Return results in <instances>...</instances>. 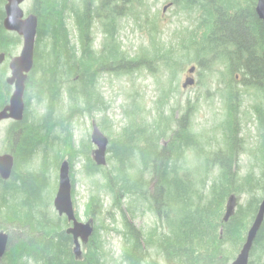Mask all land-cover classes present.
I'll list each match as a JSON object with an SVG mask.
<instances>
[{"label": "trees", "instance_id": "1", "mask_svg": "<svg viewBox=\"0 0 264 264\" xmlns=\"http://www.w3.org/2000/svg\"><path fill=\"white\" fill-rule=\"evenodd\" d=\"M254 1L167 0L180 13H197L198 25L177 37V45L166 47L159 36L156 38L158 27L149 21L144 0H31L26 13L38 18L34 65L25 85L24 117L10 123L4 140L3 152L12 154L15 163L10 179H0V232H9L0 264H230L235 259L264 195V25L255 16ZM4 5L5 0H0V53L10 58L21 38L3 28ZM124 18L149 26L150 40L140 55L130 57L121 45L119 29ZM94 19L100 21L105 35L100 56L90 46ZM69 20L76 32L77 47L69 39ZM191 49L192 57L187 55ZM227 54L230 59L242 55L247 61H222L221 65L205 61L213 57L220 61ZM191 62L205 77L222 68L220 96L228 114L212 127L220 134L194 131L186 110L176 119L175 107L167 112L171 90H162L150 110L134 93L124 110L127 123L122 132L115 140L106 135L110 171L94 163L88 140L68 151L72 162L65 159L63 150L72 137L70 118L86 115L93 121L92 115L108 108L96 86L104 68L115 64L113 72L118 71L120 78L131 76L137 67L153 72L160 65L168 72L171 86ZM238 75L239 81L235 78ZM3 77L0 108L12 92ZM237 85L257 94V177L251 173L241 176L236 167L242 148L238 122L233 119ZM32 100L45 106L40 116L29 110ZM100 126L109 131L105 117ZM78 158L84 161V174L88 178L98 176L103 183L85 203L86 221L93 219L96 223L97 219V224L76 257L73 239L65 231L71 222L58 215L52 201L59 165L67 160L71 169ZM20 165L29 168L18 174ZM231 195H243L245 201L236 205L224 222L225 205ZM103 196L110 199L112 209L120 212L121 230L111 227L115 221L112 209L103 214ZM136 213L138 217L151 214L154 225L147 230L136 227L131 222ZM106 216L110 223H106ZM110 232L120 234L118 263L105 248L104 236ZM248 264H264V219Z\"/></svg>", "mask_w": 264, "mask_h": 264}, {"label": "rangeland", "instance_id": "2", "mask_svg": "<svg viewBox=\"0 0 264 264\" xmlns=\"http://www.w3.org/2000/svg\"><path fill=\"white\" fill-rule=\"evenodd\" d=\"M144 1L145 3L143 6L145 5V8L149 9V21L151 20L155 26L158 27L156 38L159 36V41L166 45V47H171L174 44L177 45V37H181L188 31L192 32V30H194L198 25L197 13H192L190 15L187 13H180L174 6H169L166 10H163V8L168 5L167 0ZM30 2L31 0H26L22 5L25 13L27 12ZM241 5L243 6V4ZM93 29L94 30H92L91 33L92 40H94V49L99 52L103 36L99 28ZM67 31L71 43H74L76 40V32L74 31L73 24L70 20L67 21ZM149 34V26L146 23L135 24L131 19L126 18L120 20L119 36L121 45L130 57L140 55L143 49L148 46V42L150 40ZM21 47L22 38L21 44L18 46V50L14 53V55L19 54ZM179 53L180 51H178V55H180ZM187 55H191L192 57L193 49L189 50ZM192 65L195 64L191 62L186 65L176 76L171 86L168 85L170 81L168 72L160 65H158V70L153 72L149 71L145 67H137L133 70L132 75L129 77L122 76L118 78V71L116 73L113 72V74H102L99 91L101 92V96L105 100L106 104H108V108L105 112H99L92 115V119L98 124L99 128L103 131V134L109 136L112 140H115L127 123V119L124 116V110L129 106V98L132 94L134 95L135 93L136 97L143 103L145 109L150 110L154 107V102L158 98V95L161 94L162 90L169 92L171 90L172 93L170 92L166 111L169 112L171 108L175 107L174 118L176 119L179 118L186 110L187 120L190 121L191 128L194 131L204 132L209 136L213 134L217 136L220 132H214L213 126L217 125L225 117L227 118L228 114L225 109L226 103L220 96V94L223 95V86L220 82V72L222 68L220 70L213 71L212 74L206 77L203 76L198 69L195 74V83L192 85L193 87L188 86L186 88H182V84L184 83L186 77L189 76L187 70ZM5 67H7V65ZM3 74V71L0 70V77ZM241 86L237 85L238 94H241L239 95V98H237L236 112L235 117L233 118L238 122V142L242 145L240 154L236 157V167L241 176L251 173L254 177H257V173L259 172V169L256 167L255 158L259 132L257 131V119L255 114L257 107V95L255 96L256 93L254 90H244ZM29 110L34 112L36 116H40L45 111V106L37 105L36 100H32L29 103ZM103 117L106 118L109 131H104L100 126V121L102 122ZM91 123V118L86 115H75L70 118V125L72 127L71 144L67 145L63 150V154L66 156L65 159L69 162H72V160L71 156H67L68 151H74L77 149V146L83 145L87 140L90 142V134L92 130ZM6 134L7 121H3L0 123V154H2L5 148L4 140L6 138ZM90 144L92 145L91 142ZM94 148L95 146L92 145V150L90 152L91 157ZM110 155L111 152L110 154L107 153L106 163ZM83 162L82 158H78L73 161L70 169V180L75 213L80 221L85 222V211L87 210L85 203L88 201L90 194L103 183V180L98 176L88 178L84 174ZM111 164V162H108L106 166L100 167H104L107 171H110L112 167ZM27 168L29 167L26 165H20L17 173L19 174V172L21 173L22 170H26ZM234 197L235 206L233 211L235 210L236 205L245 201L243 195L240 197ZM103 198L105 200V209L103 210V214H106V212L112 208L110 199L106 196H103ZM111 212L115 218L111 227L117 231L121 230L120 212L116 209H112ZM105 218L106 223L111 222V219L108 216ZM131 222L135 224L136 227L139 226L144 230H147L154 225L155 219L149 213H143L139 217L136 213V218L131 219ZM106 223L104 224L107 225ZM94 224H97V219ZM104 238L105 248L111 251L113 258L117 263L120 262V254L122 250L120 248L121 238L119 232H110L105 235ZM260 260L262 259L260 258Z\"/></svg>", "mask_w": 264, "mask_h": 264}, {"label": "water", "instance_id": "3", "mask_svg": "<svg viewBox=\"0 0 264 264\" xmlns=\"http://www.w3.org/2000/svg\"><path fill=\"white\" fill-rule=\"evenodd\" d=\"M25 0H5L3 18V28L6 31L14 32L22 38V47L19 54L13 56L8 67L10 76L6 83L13 86L12 94L8 104L0 110V122L12 120L15 122L22 121L25 112L24 92L27 77L34 65L35 40L38 30V18L32 13L26 14L22 8ZM170 5H166V10ZM255 11L257 17L264 25V0H257ZM5 54L0 53V65L4 62ZM195 67L188 69L189 74H193ZM195 80L192 77L185 79L182 84L183 88L192 86ZM90 141L95 148L92 151L93 161L97 166H106V154L109 144V138L102 133L96 123L92 124ZM14 168V158L9 153L0 154V178L7 180ZM70 166L67 160L61 162L58 168V181L55 196L53 198V208L59 216L64 215L71 222V226L65 231L71 235L74 244V254L76 257L81 255V245L86 244L94 233V221H79L75 215L72 200V186L70 180ZM235 206L234 195L227 200L226 210L223 221L226 222L231 216ZM264 219V195L259 204L255 218L247 232L245 243L240 252L230 264H248L250 251L256 234ZM9 243V235L6 232H0V259L6 253Z\"/></svg>", "mask_w": 264, "mask_h": 264}, {"label": "flooded vegetation", "instance_id": "4", "mask_svg": "<svg viewBox=\"0 0 264 264\" xmlns=\"http://www.w3.org/2000/svg\"><path fill=\"white\" fill-rule=\"evenodd\" d=\"M254 13H255V16H256V18H257V13H256V11H255V8H256V4H257V0H255L254 1ZM169 4V3H168ZM5 13V12H4ZM93 13H91V15H92ZM235 14H238V13H232V15L234 16ZM71 21V20H70ZM3 22V21H2ZM72 22V21H71ZM93 28H99V30H100V32H101V34H102V36H103V38H102V44L100 45V51L98 52V51H95V49H94V40H92V33H91V31L92 30H94ZM94 38H95V32H94ZM90 39H91V43H90V46L92 47V50L97 54V56H100V54H101V52L103 51V44H104V41H105V35L103 34V32H102V29H101V24H100V21L98 20V19H94L93 21H92V23H91V26H90ZM71 41V40H70ZM72 44H74L75 45V47H77V44H76V40H75V42L74 43H72ZM255 55L257 56V48H255ZM15 56V55H14ZM13 57V56H12ZM12 57H8V58H6V56H5V59H4V62L0 65V70H2L3 71V75L1 76V77H3L4 75V77H3V79L5 80V82H6V79L10 76V70H9V67H8V63H9V61H10V59L12 58ZM230 56H229V54H227V56L224 58V59H222V60H220L219 61V58H217V57H213V58H211V59H205V61L207 62V61H209V62H211V63H219V64H221V62L223 61V62H225L226 64H229V62H233V61H238L239 63L241 62V63H244V62H246L247 61V59H244V58H242V55H240V58H229ZM242 58V59H241ZM257 60V59H256ZM5 64V65H4ZM7 65V67H5ZM196 65V64H195ZM113 67H116V65L114 64L113 65ZM113 67H112V65L111 66H109V67H106V68H104V73H102L103 75L104 74H113V71H115V68H114V70H113ZM197 73V71L192 75L194 78H195V74ZM102 74H98V77H97V79H96V83H97V88H98V86L100 85V79H101V75ZM236 79H237V81H239V79L241 78V76L240 75H238V76H236L235 77ZM8 85V84H7ZM8 86H10V85H8ZM11 87V89H12V91H13V86H10ZM191 87H193V86H191ZM241 88L242 89H244L245 90V87L242 85L241 86ZM98 89H100V86H99V88ZM101 93V92H100ZM11 94H12V92H11ZM11 94L9 95V98H10V96H11ZM241 94V93H240ZM240 94H238L237 96H236V100H237V98H239V95ZM257 94H255V96H256ZM9 98H8V102H9ZM8 102H7V104H8ZM7 104H5V105H3L1 108H0V110H2ZM26 108V107H25ZM255 114H257V112H256V110H255ZM256 119H257V116H256ZM4 121H7V129H8V127H9V125H10V123L11 122H15V121H12V120H4ZM1 122H3V121H1ZM0 122V123H1ZM93 123H96L94 120L92 121V123L91 124H93ZM97 124V123H96ZM98 126V125H97ZM99 127V126H98ZM4 152H2V154H3ZM6 153V152H5ZM13 156V155H12ZM14 158V157H13ZM15 163V162H14ZM14 169V168H13ZM11 176H12V174H11ZM10 176V177H11ZM10 177L7 179V180H9L10 179ZM1 180H3L2 178H0ZM7 180H4V181H7ZM7 233V232H6ZM8 234V233H7Z\"/></svg>", "mask_w": 264, "mask_h": 264}, {"label": "bare ground", "instance_id": "5", "mask_svg": "<svg viewBox=\"0 0 264 264\" xmlns=\"http://www.w3.org/2000/svg\"><path fill=\"white\" fill-rule=\"evenodd\" d=\"M193 67H195V71H194V73L198 70V66L197 65H192ZM192 66H190L189 68H191ZM188 68V69H189ZM187 72H188V70H187ZM193 73V74H194ZM193 74H189V76L188 77H192L194 80H195V78L192 76ZM188 77H186V78H188ZM183 88V87H182ZM52 204H53V201H52Z\"/></svg>", "mask_w": 264, "mask_h": 264}]
</instances>
